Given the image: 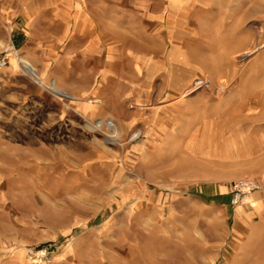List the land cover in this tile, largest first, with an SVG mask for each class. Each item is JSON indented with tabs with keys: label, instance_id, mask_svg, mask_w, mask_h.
<instances>
[{
	"label": "rangeland",
	"instance_id": "rangeland-1",
	"mask_svg": "<svg viewBox=\"0 0 264 264\" xmlns=\"http://www.w3.org/2000/svg\"><path fill=\"white\" fill-rule=\"evenodd\" d=\"M231 10L191 0L185 22L149 32L140 122L128 73L109 77L106 116L74 122L28 108L31 94L12 109L0 81V264H229L210 187L264 174V9Z\"/></svg>",
	"mask_w": 264,
	"mask_h": 264
},
{
	"label": "crops",
	"instance_id": "crops-1",
	"mask_svg": "<svg viewBox=\"0 0 264 264\" xmlns=\"http://www.w3.org/2000/svg\"><path fill=\"white\" fill-rule=\"evenodd\" d=\"M189 2L0 0V53L7 55L0 81L6 101L13 104L12 109L24 110L26 97L35 95L36 105L28 108L68 122L106 116L102 102L108 100L109 77L119 79L117 73H128L122 76L124 82L129 77L137 79L126 81L134 95V106L128 109L136 112L137 122L149 118L145 100L153 98L156 89L145 81L138 82L140 73L155 72L154 51L149 49L154 43L149 32L171 29L175 19L185 22ZM229 2L234 13H250L253 7L264 9V0ZM195 4L206 7L209 0H195ZM249 117L244 116V120L256 125L257 121ZM250 180L258 188L243 206H230L229 191L221 189L224 186L210 187V195L231 223L227 236L234 240L235 256L229 264H250L256 254L264 256V174Z\"/></svg>",
	"mask_w": 264,
	"mask_h": 264
},
{
	"label": "built area",
	"instance_id": "built-area-1",
	"mask_svg": "<svg viewBox=\"0 0 264 264\" xmlns=\"http://www.w3.org/2000/svg\"><path fill=\"white\" fill-rule=\"evenodd\" d=\"M7 64V55L0 53V70ZM204 84V81L203 83ZM258 185L249 179H239L234 181L229 190V204L230 206H243L247 203L251 194Z\"/></svg>",
	"mask_w": 264,
	"mask_h": 264
},
{
	"label": "bare ground",
	"instance_id": "bare-ground-1",
	"mask_svg": "<svg viewBox=\"0 0 264 264\" xmlns=\"http://www.w3.org/2000/svg\"><path fill=\"white\" fill-rule=\"evenodd\" d=\"M24 64L27 65V67H30V66L28 65V63H25V62H24ZM188 76H189V75H188ZM181 77H182V76H181ZM183 78H184V77H183ZM185 78H186V77H185ZM175 80H176V79H175ZM176 81H177V80H176ZM185 82H186V81H185ZM206 82H207V80H206ZM206 82H205V83H206ZM170 83H171V82H170ZM175 83H176V82H175ZM202 83H203V81H201V80H197V81L194 83V86H196V87H197V85L200 86V85H202ZM178 84H179V83H178ZM178 84H177V85H178ZM181 84L183 85V83H181ZM181 84H180V85H181ZM173 85H174V83H173ZM205 85H206V84H205ZM175 86H176V85H175ZM204 87H205V86H204ZM179 88H180V87H178L177 89H179ZM57 89H58V88H57ZM175 90H176V89H175ZM62 94H63V93H62ZM67 96H68V95H67ZM255 98H256V97H255ZM248 99H249V98H248ZM92 102H93V101H92ZM18 259H19V257H18ZM19 260H20V259H19Z\"/></svg>",
	"mask_w": 264,
	"mask_h": 264
}]
</instances>
